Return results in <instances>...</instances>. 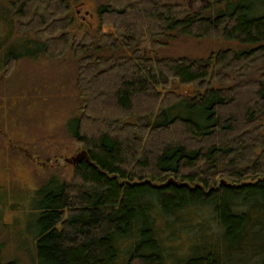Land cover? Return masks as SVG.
Returning a JSON list of instances; mask_svg holds the SVG:
<instances>
[{
	"label": "trees",
	"instance_id": "trees-1",
	"mask_svg": "<svg viewBox=\"0 0 264 264\" xmlns=\"http://www.w3.org/2000/svg\"><path fill=\"white\" fill-rule=\"evenodd\" d=\"M83 1L19 0L31 35L0 54L75 72L85 157L31 197L35 264H264V0ZM181 39L227 46L164 54Z\"/></svg>",
	"mask_w": 264,
	"mask_h": 264
},
{
	"label": "rangeland",
	"instance_id": "rangeland-1",
	"mask_svg": "<svg viewBox=\"0 0 264 264\" xmlns=\"http://www.w3.org/2000/svg\"><path fill=\"white\" fill-rule=\"evenodd\" d=\"M18 1L1 0L0 12L10 11L11 16ZM186 1L190 7L200 2ZM95 3L80 2L78 13L95 16ZM10 20L0 26V54L31 35L19 29L13 15ZM226 46L210 39H181L169 42L163 52L170 58H205ZM65 57L61 62L41 56L23 58L9 74L0 72V260L4 264H35L31 232L26 228L31 197L51 175L69 182L75 165L65 160L83 153L66 125L79 110L75 72L70 56Z\"/></svg>",
	"mask_w": 264,
	"mask_h": 264
},
{
	"label": "water",
	"instance_id": "water-1",
	"mask_svg": "<svg viewBox=\"0 0 264 264\" xmlns=\"http://www.w3.org/2000/svg\"><path fill=\"white\" fill-rule=\"evenodd\" d=\"M84 157H85V153L83 152L74 158L65 160V162L69 163V164L76 165V164L80 163Z\"/></svg>",
	"mask_w": 264,
	"mask_h": 264
}]
</instances>
